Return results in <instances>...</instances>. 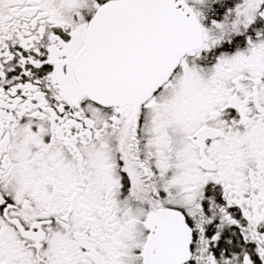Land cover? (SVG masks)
Masks as SVG:
<instances>
[{
    "label": "snow or ice",
    "instance_id": "snow-or-ice-1",
    "mask_svg": "<svg viewBox=\"0 0 264 264\" xmlns=\"http://www.w3.org/2000/svg\"><path fill=\"white\" fill-rule=\"evenodd\" d=\"M0 264H264V0H0Z\"/></svg>",
    "mask_w": 264,
    "mask_h": 264
}]
</instances>
